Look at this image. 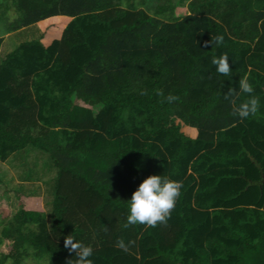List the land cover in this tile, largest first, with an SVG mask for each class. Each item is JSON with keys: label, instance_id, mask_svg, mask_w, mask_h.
I'll list each match as a JSON object with an SVG mask.
<instances>
[{"label": "trees", "instance_id": "16d2710c", "mask_svg": "<svg viewBox=\"0 0 264 264\" xmlns=\"http://www.w3.org/2000/svg\"><path fill=\"white\" fill-rule=\"evenodd\" d=\"M178 1L0 0L3 34L40 24L0 59V161L31 146L56 168L49 223L19 192L0 216V264H67L68 233L93 264H264V0ZM245 76L258 108L240 119L224 96ZM149 174L180 195L163 223L128 224Z\"/></svg>", "mask_w": 264, "mask_h": 264}, {"label": "clouds", "instance_id": "9594fccd", "mask_svg": "<svg viewBox=\"0 0 264 264\" xmlns=\"http://www.w3.org/2000/svg\"><path fill=\"white\" fill-rule=\"evenodd\" d=\"M223 41V36L217 35L214 42L219 45ZM211 64L217 73L224 77L230 74L228 63V54H221L219 57H213ZM253 87L248 78L245 76L240 78L235 89L229 88L224 98L233 105L234 114L240 118H247L250 114H254L258 108L257 97L251 95ZM239 93L249 94L248 98L235 103V98ZM177 97L169 95L166 97L168 102L176 100ZM181 182L175 181L161 174H149L145 176L131 192L126 199V221L128 224H143L147 226H155L158 222L163 223L169 216L170 211L175 206L176 198L180 195ZM129 244L132 242L129 241ZM63 244L69 252L73 253L67 264H93L91 257L93 249L91 246L75 239L71 234H67L63 238ZM117 246L123 250H127V245L123 240L117 241ZM74 257V259H73Z\"/></svg>", "mask_w": 264, "mask_h": 264}, {"label": "rangeland", "instance_id": "374dc122", "mask_svg": "<svg viewBox=\"0 0 264 264\" xmlns=\"http://www.w3.org/2000/svg\"><path fill=\"white\" fill-rule=\"evenodd\" d=\"M171 1L176 2L177 0ZM198 1L200 0L178 1L177 13L192 12ZM216 4L220 9L223 1L218 0ZM39 32L40 24L34 23L17 31L3 34V24L0 22V36H3L0 45V59L19 42L36 38ZM55 172L56 168L48 155L31 146L12 153L5 161H0V216L6 215L9 218L17 210L21 200L20 194H17L19 192L40 198L49 223L52 218L51 200ZM22 202H25L23 198ZM6 241L0 245V252L6 251Z\"/></svg>", "mask_w": 264, "mask_h": 264}, {"label": "water", "instance_id": "95a60500", "mask_svg": "<svg viewBox=\"0 0 264 264\" xmlns=\"http://www.w3.org/2000/svg\"><path fill=\"white\" fill-rule=\"evenodd\" d=\"M263 178H264V175H263Z\"/></svg>", "mask_w": 264, "mask_h": 264}]
</instances>
